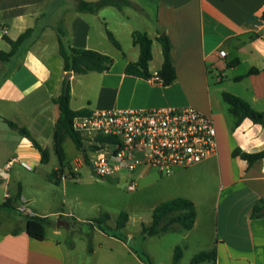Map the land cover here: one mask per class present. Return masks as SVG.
Returning a JSON list of instances; mask_svg holds the SVG:
<instances>
[{
    "label": "crops",
    "instance_id": "1",
    "mask_svg": "<svg viewBox=\"0 0 264 264\" xmlns=\"http://www.w3.org/2000/svg\"><path fill=\"white\" fill-rule=\"evenodd\" d=\"M76 1L63 0L56 5L55 0H0V52L10 50V45L1 38L3 35L16 40L30 30L17 53L6 62L0 61V71H3L0 75L2 126L17 132L4 120L18 127H27L29 123L27 131L48 150L36 133L45 131L46 135L52 136L59 116L53 99L61 93L65 72L58 54L55 28L63 24L72 47L92 49L113 59L107 71L72 73L69 78V106L72 110L191 107L212 119L217 153L200 164L215 166L221 189L217 197L210 199L209 209L204 212H201V203L208 199L207 194L196 196V199L184 197L193 202L196 212L193 227L186 230L185 237L197 232L205 213L209 233L207 251L212 248L216 251L215 261L211 264H264V217L251 219L250 216L254 205L260 199L264 200V159L247 166L244 161L231 156L235 148L245 152L262 150L264 126L244 119L235 127L230 107L215 105L216 99L220 100L221 94L226 92L244 100L255 111L264 112V0H128L132 7L118 10L107 6L96 13L76 12ZM109 8L116 9L128 19L130 13L126 10L129 9L139 14L136 19L141 15L145 17L147 21L139 22L154 25V32L151 36L145 27L139 31L149 35L152 45L161 32L169 38L176 74L172 84L163 86L150 79L123 73L125 65L138 58V47L131 39L132 32L138 30L136 28L123 26L130 37V54L122 46V51L116 49L117 53L103 50L100 45L90 46V38L100 35V29L96 30L93 23L95 20L106 22L105 12ZM106 31H109L107 26ZM112 34L114 36L115 31ZM151 52L153 60L152 47ZM13 60L15 63L11 65ZM152 60L148 70L154 74L161 66L162 56L153 69ZM251 69L257 72L248 74ZM12 132L0 127V173L6 175L2 177L0 174V183H4L0 204L12 198L20 187L22 204L36 215L47 217L49 223L55 217L70 224L66 218H74L71 213L45 209L37 212L33 199L25 197L23 185L20 182L11 185L13 176L8 172L14 163L28 165L27 171L40 163L39 153L30 142L20 134L15 137ZM13 158L10 168L5 170L6 163ZM26 159L33 160V163L26 162ZM55 170L57 166L52 171ZM13 206L17 208L19 205L14 202ZM12 211L15 217L11 215ZM78 221H73V226L76 227ZM25 225L19 212L0 207V264H77L74 243L60 228L47 226L45 237L38 241L28 236ZM90 225L92 237L97 232L117 240L105 235L94 224ZM176 226L173 225L171 231L177 230ZM15 229L20 231L13 234ZM121 244L128 250L126 242L121 241ZM97 247H90V256L97 255Z\"/></svg>",
    "mask_w": 264,
    "mask_h": 264
},
{
    "label": "rangeland",
    "instance_id": "2",
    "mask_svg": "<svg viewBox=\"0 0 264 264\" xmlns=\"http://www.w3.org/2000/svg\"><path fill=\"white\" fill-rule=\"evenodd\" d=\"M63 0H55V4L62 3ZM151 10V9H149ZM129 19L114 8H109L106 13L107 20L93 23L96 30L100 29V35L93 36L89 40L90 46H99L103 50L117 53L116 49L108 41L105 26L113 33L120 45L130 54L132 46L130 37L125 33L123 26L142 30L147 28L153 34L155 26L147 22L145 17L135 18L132 10H126ZM109 13V14H108ZM94 21V20H93ZM140 21V22H139ZM106 23V25H105ZM64 27V25L62 24ZM65 28V27H64ZM144 30V29H143ZM163 32L160 33L162 35ZM68 40V37H67ZM69 42V40H68ZM23 48H20V57ZM153 60L151 67L156 68L161 60L160 45L153 41ZM14 60L11 62L13 65ZM0 71V75L2 74ZM70 86V84H69ZM218 99V98H217ZM215 101L218 105H225L222 98ZM219 107V106H218ZM222 107V106H221ZM0 127L8 129L7 126ZM27 127H22L28 130ZM15 137H19L18 132H12ZM44 147L48 148L49 161L46 164L37 163L35 168L27 171L19 163H14L8 174L13 176V182H20L25 191V197L33 199V204L38 208L37 212L62 211L71 213L74 218H66L70 224L68 228L58 227L63 234L70 237L74 243V255L77 264H173L174 248H181V257L175 264H190L191 258L200 251H207L208 226L206 224L205 213L201 219V226L197 232L185 237L186 230L176 226L177 230H169L155 236H141V226L148 225L151 221L153 208L160 202L176 197L196 196L207 194L208 199L204 200L201 212L209 209L211 198L217 197L220 193L221 184L214 165L208 167L204 164H197L185 169H177L169 175H161L154 169H136L129 177L136 183L134 191H128L126 184L120 181V177L125 174H114L106 177H96L91 171L90 164L85 162L81 151L77 150L72 141L66 138L63 142L65 160L63 165L58 166V160L52 148V136L46 135L45 131L36 133ZM88 158V153H86ZM26 162L32 164L33 160ZM57 166L55 175L61 179L58 184L50 182L49 175L53 168ZM73 173L77 174V181H74ZM1 174V173H0ZM5 177V174H1ZM75 177V176H74ZM4 183H0V193ZM197 202L198 199H197ZM20 205L19 200L15 202ZM200 204V203H199ZM31 205V204H30ZM121 212L127 213L129 220L122 229H116V221ZM200 212V211H199ZM104 214L108 215L106 225L110 228V234L117 240H112L97 232L91 236L90 221ZM11 215L15 217L12 211ZM58 218H61L60 216ZM76 219V227L73 226ZM57 218L52 217L48 226H56ZM48 228V227H47ZM92 237V238H91ZM200 237V240H197ZM122 242H126L128 250L123 247ZM98 243L101 244L98 246ZM98 248L96 256H90V247ZM108 260H106V257ZM199 264H211L201 262Z\"/></svg>",
    "mask_w": 264,
    "mask_h": 264
},
{
    "label": "trees",
    "instance_id": "3",
    "mask_svg": "<svg viewBox=\"0 0 264 264\" xmlns=\"http://www.w3.org/2000/svg\"><path fill=\"white\" fill-rule=\"evenodd\" d=\"M112 6L121 10L125 7H132L133 5L128 0H97L94 2L77 0L75 11L79 13H96L101 8ZM58 41V54L62 60V68L65 73L72 72L74 74H86L88 72H104L110 69L113 64V59L108 55L92 50L81 49L72 47L67 40V32L60 23L55 28ZM30 30L25 31L18 36L16 40H10L6 36L1 38L10 45L8 52H0V61L6 62L13 57L21 44L28 38ZM106 36L111 45L118 51H122L120 43L109 31H106ZM132 44L138 47V58L135 62H128L123 73L125 75L134 76L149 80L153 74L148 70L150 61L152 60V39L144 31L135 30L131 34ZM156 41L161 48L162 63L157 70L156 75L161 79L163 86H168L173 83L176 78L175 69L172 64L171 50L172 45L169 38L164 35H158ZM257 72L255 69H251L248 74ZM241 78V77H240ZM239 79V78H238ZM221 98L224 103L230 107V114L234 116V126L237 127L242 120L248 119L254 124L264 126V112L255 111L244 100L223 92ZM53 102L57 105L59 110V116L54 123L52 132V148L57 157L58 165L61 167L64 160L63 142L66 138H69L77 150L81 151L85 162L88 163L86 151L83 149L84 144L80 135L72 130L71 122L72 118L76 115L88 114L87 109L72 110L69 106V86L64 90V79L62 83L61 93L53 99ZM7 125L16 130L22 137L26 138L31 146L39 153V160L41 164H46L49 161V151L43 148L31 135L22 127H18L15 123L4 120ZM105 138L98 136L96 141L102 143ZM96 148V147H95ZM233 158H238L244 161L247 166H250L254 162L260 159H264V148L257 152H245L240 148H235L231 152ZM56 170L52 171L49 176V180L58 184L60 178L54 179ZM53 179V180H52ZM20 200V187H18L17 193L12 198L5 199L0 207L14 208L13 203ZM22 203V202H21ZM20 203V204H21ZM20 213V212H19ZM26 222L25 231L32 239L41 241L45 237L46 228L49 225L47 217H41L36 215L33 211L32 214L20 213ZM251 219H261L264 217V200L260 199L252 208ZM196 212L194 204L191 200L184 197H176L166 201L158 203L152 210L151 221L148 225L141 226V236H155L160 233H165L171 230L173 225H178L184 230H190L195 222ZM108 215L104 214L96 219L90 221V224H94L104 234H110V228L106 225ZM128 221V215L125 212H121L116 221V229H122ZM20 230L15 229L13 234H17ZM114 236V235H112ZM181 257V248H174L173 264H175ZM216 257L215 248L209 251H200L196 253L192 258L190 264H199L201 262H214Z\"/></svg>",
    "mask_w": 264,
    "mask_h": 264
},
{
    "label": "built area",
    "instance_id": "4",
    "mask_svg": "<svg viewBox=\"0 0 264 264\" xmlns=\"http://www.w3.org/2000/svg\"><path fill=\"white\" fill-rule=\"evenodd\" d=\"M219 54L224 56L223 52ZM150 80L161 84L156 73ZM71 127L82 138L94 176L125 174L122 182L128 191L136 188L135 181L129 177L138 168L169 175L177 169L200 164L217 153L212 119L191 107L91 110L86 115L74 116ZM98 136L105 140L96 141ZM14 160L6 163L5 170ZM21 165L29 169L28 165ZM60 177L63 179L64 175ZM72 178L77 181V174L73 173ZM17 209L32 214L22 203Z\"/></svg>",
    "mask_w": 264,
    "mask_h": 264
},
{
    "label": "water",
    "instance_id": "5",
    "mask_svg": "<svg viewBox=\"0 0 264 264\" xmlns=\"http://www.w3.org/2000/svg\"><path fill=\"white\" fill-rule=\"evenodd\" d=\"M162 36H164V33L162 34ZM72 75V72H67L65 73V78H64V90H66L69 86V78L71 77ZM98 146H100L98 144ZM85 151L87 150L85 147L83 148ZM56 226L57 227H63V228H68L69 227V224L65 221V220H62V219H58L57 220V223H56Z\"/></svg>",
    "mask_w": 264,
    "mask_h": 264
}]
</instances>
